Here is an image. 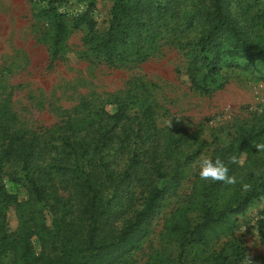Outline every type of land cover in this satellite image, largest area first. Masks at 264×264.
<instances>
[{"label":"trees","instance_id":"obj_1","mask_svg":"<svg viewBox=\"0 0 264 264\" xmlns=\"http://www.w3.org/2000/svg\"><path fill=\"white\" fill-rule=\"evenodd\" d=\"M67 1L45 0L33 13L37 21H44L51 39V61L66 52V41L82 28L87 30L85 43L109 66L144 60L145 44L173 20L178 47L188 57L191 87L210 95L225 86L224 68L244 61L248 65L264 55V0H248L246 5L242 0H113L109 28L103 35L97 34L91 11L95 0H86L88 9L74 16L71 25L67 12L61 10ZM120 102L115 112L102 109L69 119L47 138L14 127L16 116L7 111L6 101H0V264L9 250L15 252L14 264H136L128 262L126 254L141 247L151 216L201 155L203 145L194 147L189 133L175 123L158 127L149 98L140 100L141 109L135 113L130 104ZM261 142L264 120L240 125L229 145L213 149L211 158L220 157L237 183L202 180L196 185L192 206L181 209L167 226L179 254L172 258L158 253L145 264H184L189 253L196 264H228V249L234 264L244 259L246 246L236 237L217 252L209 254L208 249L219 225L230 224V233L237 225L230 215L244 213L264 196V153L253 145ZM233 155L244 158L242 166L229 162ZM121 162L124 166L117 167ZM6 163L22 164L36 201L47 202L44 208L26 214L17 195L5 190ZM169 175L173 181L168 186L156 185V180ZM259 179V184H251ZM57 180L71 187L70 208L54 188ZM243 183L251 185L250 190H244ZM137 189L144 190L143 202L118 224L124 208L137 198ZM12 205L19 216L16 231L7 228ZM188 210L199 211L201 219L192 222ZM261 215L262 230L264 210ZM34 237L42 244L40 254Z\"/></svg>","mask_w":264,"mask_h":264},{"label":"rangeland","instance_id":"obj_2","mask_svg":"<svg viewBox=\"0 0 264 264\" xmlns=\"http://www.w3.org/2000/svg\"><path fill=\"white\" fill-rule=\"evenodd\" d=\"M242 1L244 5L248 2ZM43 4L45 0H0V101H6L7 111L16 116L14 127L50 138L69 119L78 120L102 109L115 112L120 101L130 104V110L135 113L141 109L140 100L149 98L158 127L165 128L172 121L189 133L194 147L202 144L201 155L184 170L178 185H172L160 209L151 216L141 247L125 257L136 264H145L150 256L158 253L175 258L180 249L167 226L181 209L192 206L194 188L202 181L197 169L199 158L211 157L215 147L229 145L240 125L264 120V55L248 65L244 61L238 67L224 68L225 86L210 95H201L191 87L188 57L178 47V38L172 31L173 20L162 26L153 42L145 44L143 52L147 57L144 60L109 66L85 43L87 30L82 28L66 41V52L51 61V39L46 26L33 16ZM112 7L113 0H95L91 11L98 35L108 30ZM87 9L86 0H68L61 6V10L67 12L70 25L74 16ZM123 166L124 162L117 165ZM172 181L169 175L156 180V185L165 188ZM259 182L260 179L251 184ZM2 183L7 192L17 195L26 214L32 208L39 210L47 205V202L36 201L21 163L5 164ZM54 188L70 208L74 203L71 187L57 180ZM144 190L137 189V198L124 208L118 224L140 207ZM261 190L264 191V184ZM263 210L264 196L254 200L244 213L231 214L230 221L237 225L230 233L227 232L230 224L219 225L211 237L208 253L221 250L236 237L246 246L244 259L238 264H249L248 258L251 264H264V227L262 231L258 223ZM187 213L192 222L201 219L197 210ZM7 218L8 230L16 231L19 216L15 205L8 209ZM33 244L40 254L43 251L40 240L34 237ZM227 254L228 264H234L231 249ZM187 256L184 264H196L192 253ZM1 260L4 264H14L15 252H5Z\"/></svg>","mask_w":264,"mask_h":264},{"label":"clouds","instance_id":"obj_3","mask_svg":"<svg viewBox=\"0 0 264 264\" xmlns=\"http://www.w3.org/2000/svg\"><path fill=\"white\" fill-rule=\"evenodd\" d=\"M172 121H169V127H171ZM254 147L258 152L264 153V142L254 143ZM229 162L242 166L244 163L243 157H236L235 155L229 158ZM198 176L203 181L221 182L226 185H235L237 179L234 175L229 174V168L225 162L220 158H211L209 156H202L199 158L197 163ZM242 187L244 190H250L251 185L243 183ZM249 264L251 260L248 258Z\"/></svg>","mask_w":264,"mask_h":264}]
</instances>
